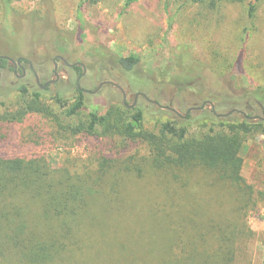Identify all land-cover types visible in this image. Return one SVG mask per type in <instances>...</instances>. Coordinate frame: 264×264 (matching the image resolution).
<instances>
[{
	"label": "rangeland",
	"instance_id": "374dc122",
	"mask_svg": "<svg viewBox=\"0 0 264 264\" xmlns=\"http://www.w3.org/2000/svg\"><path fill=\"white\" fill-rule=\"evenodd\" d=\"M213 1L216 0H98L82 4V0H9L11 11L6 21L7 13L0 0V55L31 60L42 83L55 78L56 55L69 63L90 61L96 66L91 70L85 66L86 73L80 80L82 89L93 91L102 81H114L127 91L128 104L133 103L136 93L142 92L161 105L172 100L174 108L184 115L189 107L200 106L203 101H220L217 93L224 91L218 75L211 71L194 76L185 85L177 81L172 69L178 48H188V60L212 66L220 73L231 72L229 76L239 80L233 82L236 91L241 89L236 86L238 83L252 90H264V0H222L216 6ZM251 5L255 6L252 16ZM9 24L12 25L5 33V25ZM95 49L124 56L138 54L148 63L135 72L117 69L109 73L104 71L105 66H99ZM161 62L171 68L165 76L155 71ZM24 66V78L33 79L28 65ZM58 72V81L42 89L43 100L55 110L54 97L58 92L65 95L69 105L75 102L78 78L77 72L63 63H59ZM18 79L23 78L1 70L0 112L17 107ZM84 93L83 117L95 109L103 113L111 106L123 104L122 94L115 87ZM136 106L145 111V128L150 131H157L167 117L173 118L171 112L140 96ZM253 111L260 113L256 108ZM194 116L192 124L202 119L199 114ZM241 116L234 113L229 117L236 120ZM135 153L146 154V147L127 144L119 137L62 136L56 123L41 115H31L22 123H0L1 156L44 157L57 169L65 165L73 172L83 173L90 166L94 171L103 158L126 159ZM242 158V195L216 174L200 169L159 174L148 168L142 176H137L136 171L123 173L120 185L114 189L118 198L112 205L117 212L106 218L108 224L117 221L113 224L117 227L115 234L140 245L146 242L147 235L156 233L155 222L150 220L152 210H174L196 221L213 218L219 224L223 222L219 220L228 218L241 221L245 238L237 244L235 264H264V137L259 135L246 142ZM110 188L113 187L106 191ZM244 206L247 214L238 219L235 210ZM106 207L110 208V204ZM198 207L207 217L201 219L196 214ZM181 252L180 248L176 250L179 255Z\"/></svg>",
	"mask_w": 264,
	"mask_h": 264
},
{
	"label": "trees",
	"instance_id": "16d2710c",
	"mask_svg": "<svg viewBox=\"0 0 264 264\" xmlns=\"http://www.w3.org/2000/svg\"><path fill=\"white\" fill-rule=\"evenodd\" d=\"M1 1L7 21L10 2ZM97 1L82 0V4ZM221 1L212 4L216 6ZM254 12L255 6L251 5L250 16ZM10 25H5V33ZM81 38L84 43V36ZM187 50V47L178 48L172 66L177 81L185 85L194 76L211 71L218 75L224 93L217 94L222 99L213 100L215 111L204 108L190 113L186 119L171 112L173 118L167 117L157 131L145 128L143 108L127 107L124 103L103 113L95 109L83 117L85 93L78 88V81L75 102L71 105L61 92L55 95L57 110L66 109L58 113L45 103L44 91L33 77L18 79L17 107L0 112V123H22L31 115H41L55 122L62 136L119 137L127 144L146 147L147 153H135L126 159L103 158L97 169L93 171L86 166L83 173L73 172L65 165L57 169L44 157L0 155V264H235L237 244L245 238L241 221L228 218L219 220L223 221L219 224L217 219L206 220L207 214L200 207L195 212L201 219L205 218L202 221L189 220L174 210H152L150 220L155 222L157 234L147 235L146 242L139 245L120 239L115 234L117 227L113 226L117 221H112L110 226L106 219L117 212L112 202L118 198L114 189L120 185L123 173L136 171L137 176H142L148 168L159 174L200 169L236 187L238 194L245 192L242 151L250 139L264 137V121L249 120L243 115L236 120L219 118L214 112L245 108L250 110L248 116L256 115L253 108L264 111V90H252L238 83L236 86L240 85L241 89L236 91L233 82L239 80L230 77L231 72L220 73L212 66L188 60ZM96 52L99 66H105L104 71L109 73L117 69L135 72L148 63L147 58L138 54L124 56L101 49ZM86 65L91 70L96 63L88 61ZM73 69L79 76L84 71L82 66ZM169 69L161 62L155 71L165 76ZM0 70L12 72L13 68L7 60L0 59ZM194 114L202 119L192 124ZM109 186L113 188L106 191ZM108 204L110 208L106 207ZM246 207L235 210L238 219L247 214ZM179 248L180 255L176 253Z\"/></svg>",
	"mask_w": 264,
	"mask_h": 264
},
{
	"label": "water",
	"instance_id": "95a60500",
	"mask_svg": "<svg viewBox=\"0 0 264 264\" xmlns=\"http://www.w3.org/2000/svg\"><path fill=\"white\" fill-rule=\"evenodd\" d=\"M63 62L64 64H66L67 66L69 67H74V66H82L83 67V73H82V76L85 75L86 73V67H85V64L84 63H81V62H77V63H69L67 62V60L60 56L59 57ZM0 59H5V60H8L11 64H13L14 66H16V62L21 64V61H22V57H19L17 58V60L9 57V56H4V55H0ZM31 64V63H30ZM32 67V66H31ZM35 77H36V83L41 87V89H45L46 87H48L50 84H54L57 82V80L60 78V75L59 73L57 72V64L55 65V73H54V79H51L50 81H47L46 83L42 84L41 83V80L39 78V75L35 72ZM0 78H1V70H0ZM104 86H113L117 89H119L122 93V96H123V103L125 106L127 107H134L135 104H136V100L139 96L143 97L144 99H146L148 102L154 104V105H157L163 109H168L172 112H174L176 115L178 116H181L182 118L186 119L187 116L191 113V112H194V111H201L203 110L206 106L210 107L212 110L215 111V105L212 101H205L201 106H194V107H190L189 109H187L186 113L184 115H181L180 112L178 110H176L175 108L172 107V102L170 103L169 106H164V105H161L159 102L155 101V100H152L150 99L145 93H142V92H139L135 95V101L132 103V104H128L127 103V92L125 91V89L119 85L118 83L116 82H113V81H109V80H105V81H102L96 89H94L93 91H89L90 93H97L99 90H101L102 87ZM79 89H81V85L79 86ZM234 113H239L243 116H245L247 119L249 120H262L264 121V117L263 116H259V115H256V116H248L247 113L243 110H238L236 108L234 109H231L230 111L226 112V113H217V112H214L215 116L216 117H219V118H226V117H229L231 116L232 114Z\"/></svg>",
	"mask_w": 264,
	"mask_h": 264
},
{
	"label": "flooded vegetation",
	"instance_id": "af4514ba",
	"mask_svg": "<svg viewBox=\"0 0 264 264\" xmlns=\"http://www.w3.org/2000/svg\"><path fill=\"white\" fill-rule=\"evenodd\" d=\"M60 57V55H56L55 57H54V59H53V65H54V70H53V76H54V73H55V65L57 64V72H58V69H59V63H63L64 64V62L59 58ZM19 58V57H18ZM15 60H17V59H15ZM8 61V60H7ZM9 62V61H8ZM68 62V61H67ZM10 63V62H9ZM31 63V64H30ZM77 63V62H76ZM25 64H27L28 65V67H29V69H30V71L32 72V74H33V76H34V80H35V82H36V77H35V69H34V67H33V63H32V61L31 60H28V59H25V58H23L22 57V61H21V64H19V63H17L16 62V66H14L13 64H11L10 63V68H13V71H12V73L16 76V77H22V78H24L25 77V75H26V68H25ZM64 65H66V64H64ZM32 66V67H31ZM67 66V65H66ZM67 67H69V66H67ZM75 67V66H74ZM74 67H69V68H74ZM8 71H10V70H8ZM19 72H22L21 74L19 73ZM37 73V72H36ZM59 73V72H58ZM38 74V73H37ZM60 75V74H59ZM83 76L82 75H78V78H77V81L79 82V85H78V88H79V86H80V80H81V78H82ZM40 78V77H39ZM41 80V79H40ZM58 81V80H57ZM114 82V81H113ZM42 83V82H41ZM46 83V82H45ZM101 83V82H100ZM99 83V84H100ZM37 84V83H36ZM42 84H44V83H42ZM38 85V84H37ZM51 85V84H50ZM39 86V85H38ZM40 87V86H39ZM49 87V86H48ZM111 87H113V86H111ZM41 88V87H40ZM47 88V87H46ZM45 88V89H46ZM117 89V88H116ZM80 90H82V87H81V89ZM84 90V89H83ZM119 90V89H118ZM120 91V90H119ZM84 92H89V91H86V90H84ZM121 92V91H120ZM127 92V91H126ZM90 93V92H89ZM122 94V93H121ZM137 94V93H136ZM135 94V95H136ZM123 97V96H122ZM141 97V96H140ZM138 99V98H137ZM127 100H128V96H127ZM134 101H135V97H134ZM133 101V102H134ZM137 101V100H136ZM206 101H208V100H206ZM210 101V100H209ZM172 102V100L170 101V103ZM205 101H203L202 103H201V105L204 103ZM127 103H128V101H127ZM170 103L168 104V105H164V106H169L170 105ZM172 104H173V102H172ZM200 105V106H201ZM215 105V104H214ZM172 107L174 108V106L172 105ZM192 107H194V106H192ZM262 107V106H261ZM190 108V107H189ZM188 108V109H189ZM205 108H210V107H208V106H206ZM211 109V108H210ZM234 109V108H233ZM237 109V108H236ZM262 109H263V107H262ZM164 110H168V109H164ZM238 110H243V109H238ZM245 110H248V109H245L244 108V110L243 111H245ZM168 111H170V110H168ZM187 111V110H186ZM230 111V110H229ZM170 112H172V111H170ZM246 112V111H245ZM248 112H250L249 110H248ZM259 116H263L264 117V111H260L259 110ZM172 113H174V112H172ZM192 113V112H191ZM247 113V112H246ZM253 113H254V111H253ZM256 115H258V114H256ZM256 115H253V116H256Z\"/></svg>",
	"mask_w": 264,
	"mask_h": 264
}]
</instances>
